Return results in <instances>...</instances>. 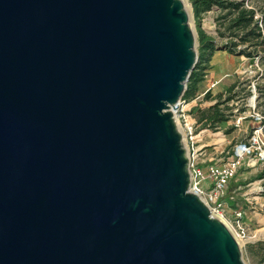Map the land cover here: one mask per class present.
Segmentation results:
<instances>
[{
    "label": "water",
    "instance_id": "water-1",
    "mask_svg": "<svg viewBox=\"0 0 264 264\" xmlns=\"http://www.w3.org/2000/svg\"><path fill=\"white\" fill-rule=\"evenodd\" d=\"M183 0H0V264H246L191 190Z\"/></svg>",
    "mask_w": 264,
    "mask_h": 264
},
{
    "label": "rangeland",
    "instance_id": "rangeland-1",
    "mask_svg": "<svg viewBox=\"0 0 264 264\" xmlns=\"http://www.w3.org/2000/svg\"><path fill=\"white\" fill-rule=\"evenodd\" d=\"M239 1H244L248 8L258 9V6H263L264 0ZM188 2L192 8L193 27L198 34L195 45L198 56L199 27L212 36L216 50L207 62L208 67L203 70L204 80L200 83L195 98L184 103L187 105L182 111L183 116L176 113V123L184 136L188 155L193 146L187 142L185 124L193 128V148L197 150V160L202 167H207L210 163L224 166L232 162L236 158L235 153L242 149L239 147L245 145L247 151L241 158L236 177L230 181L227 193L222 197L223 209L219 211L220 214L213 213L223 216L226 223L230 224L242 243L241 251L246 264H264V177H260L264 169V63L259 58L264 50H259V55L253 60L241 54L240 50L246 48V44L239 43L238 37L232 38V32L227 28L228 22H224V14L220 8L212 6L201 12L198 19L192 0ZM256 13L257 17L261 16L258 11ZM231 41L237 42L234 52L230 51ZM211 60L218 64V68L226 67L217 78L219 80L210 76L215 71ZM196 63L198 65V59ZM219 96L222 100L232 97L226 104L231 109L225 110L232 115L215 128L205 127L199 121V111L214 105Z\"/></svg>",
    "mask_w": 264,
    "mask_h": 264
},
{
    "label": "trees",
    "instance_id": "trees-1",
    "mask_svg": "<svg viewBox=\"0 0 264 264\" xmlns=\"http://www.w3.org/2000/svg\"><path fill=\"white\" fill-rule=\"evenodd\" d=\"M194 4L195 14L198 19L200 13L204 10H209L212 6H217L223 12L224 22L227 23V28L232 32V38L238 37L239 43L246 44V48L240 50V53L246 55L251 60L259 55V50H264V1L263 6H258V9L248 8L244 1L239 0H192ZM258 11L260 17H257ZM199 31V56L198 65L192 71L187 88L183 94V100L190 101L195 98L196 91L199 89L203 79V70L208 67V61L216 50L212 36L203 31L200 27ZM237 42L231 41V52L236 50ZM229 46V47H230ZM264 63V54L259 57ZM234 88L231 87V90ZM207 96H210L207 94ZM232 97H227L222 100L219 96L218 102L211 105L204 111H199V121L206 127L215 128L219 123L230 119L232 113H227L225 110H230L226 104ZM224 106V107H222ZM260 177H264V169L260 173ZM233 180V179H232ZM264 260V255L262 256Z\"/></svg>",
    "mask_w": 264,
    "mask_h": 264
},
{
    "label": "built area",
    "instance_id": "built-area-1",
    "mask_svg": "<svg viewBox=\"0 0 264 264\" xmlns=\"http://www.w3.org/2000/svg\"><path fill=\"white\" fill-rule=\"evenodd\" d=\"M186 103L185 100H181L179 104V112L183 116V110ZM187 129V142L195 147V135L191 125L185 124ZM191 148L189 152L190 162V176L191 179V190L198 192L209 204L213 212L220 214L222 208V197L227 193L226 189L232 179L236 177V172L241 164V158L243 157L246 148L245 145H241L242 148L240 153L236 152V158L228 164L219 165L217 163L207 164V167L199 165L197 160L198 154L195 148ZM239 150V149H238ZM240 215V213H237Z\"/></svg>",
    "mask_w": 264,
    "mask_h": 264
},
{
    "label": "crops",
    "instance_id": "crops-1",
    "mask_svg": "<svg viewBox=\"0 0 264 264\" xmlns=\"http://www.w3.org/2000/svg\"><path fill=\"white\" fill-rule=\"evenodd\" d=\"M210 63H211V65H215V66H213L212 68H214L215 67V71L214 72H212L211 74H210V76L212 77V79H215V80H219V79H217V78H219V76H221L222 74H223V72L225 71V69H226V67H220V68H218V64L217 63H215V61H210ZM187 119H189V117H187ZM188 121V120H187Z\"/></svg>",
    "mask_w": 264,
    "mask_h": 264
},
{
    "label": "bare ground",
    "instance_id": "bare-ground-1",
    "mask_svg": "<svg viewBox=\"0 0 264 264\" xmlns=\"http://www.w3.org/2000/svg\"><path fill=\"white\" fill-rule=\"evenodd\" d=\"M183 2H184V4H185V9L188 8V14L190 15V25H191L192 28H194V27H193V16L191 15V10H192V8L190 7V4H189L188 0H183ZM240 151H242V149H241ZM240 151H238V153H239ZM214 216H216V217H218V218L224 220V222L226 221V220L223 218V216H221V215H219V214H214ZM226 222H227V221H226ZM235 236H236V235H235ZM236 238H237V237H236ZM237 240H238V239H237ZM238 241H239V244H240V246H241V245H242L241 241H240V240H238Z\"/></svg>",
    "mask_w": 264,
    "mask_h": 264
},
{
    "label": "clouds",
    "instance_id": "clouds-1",
    "mask_svg": "<svg viewBox=\"0 0 264 264\" xmlns=\"http://www.w3.org/2000/svg\"><path fill=\"white\" fill-rule=\"evenodd\" d=\"M183 100V99H182Z\"/></svg>",
    "mask_w": 264,
    "mask_h": 264
}]
</instances>
